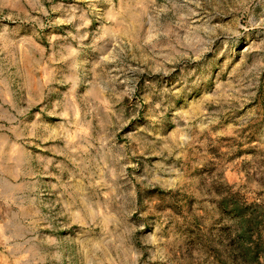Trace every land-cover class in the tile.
<instances>
[{"label":"rangeland","instance_id":"rangeland-1","mask_svg":"<svg viewBox=\"0 0 264 264\" xmlns=\"http://www.w3.org/2000/svg\"><path fill=\"white\" fill-rule=\"evenodd\" d=\"M0 264H264V0H0Z\"/></svg>","mask_w":264,"mask_h":264},{"label":"trees","instance_id":"trees-1","mask_svg":"<svg viewBox=\"0 0 264 264\" xmlns=\"http://www.w3.org/2000/svg\"><path fill=\"white\" fill-rule=\"evenodd\" d=\"M254 218H249L248 220L245 221V223H247V225L240 231L239 233V237L240 238H246L247 235H246V229L248 227H253V224H254ZM243 253V259L245 260H251L253 258V255H251V257L248 255V252L244 249L241 251ZM246 254V255H245Z\"/></svg>","mask_w":264,"mask_h":264}]
</instances>
